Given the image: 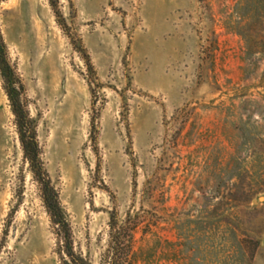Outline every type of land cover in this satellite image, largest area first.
<instances>
[{
	"label": "rangeland",
	"instance_id": "rangeland-1",
	"mask_svg": "<svg viewBox=\"0 0 264 264\" xmlns=\"http://www.w3.org/2000/svg\"><path fill=\"white\" fill-rule=\"evenodd\" d=\"M0 34L75 254L264 264V0H1ZM61 244L0 76V264Z\"/></svg>",
	"mask_w": 264,
	"mask_h": 264
},
{
	"label": "trees",
	"instance_id": "trees-1",
	"mask_svg": "<svg viewBox=\"0 0 264 264\" xmlns=\"http://www.w3.org/2000/svg\"><path fill=\"white\" fill-rule=\"evenodd\" d=\"M1 1V0H0ZM54 8L55 2L51 1ZM56 17H60L55 10ZM0 76L4 83V89L10 104L14 123L18 134V140L22 151V156L28 164V168L40 184L41 198L44 207L51 219V222L61 236V247L64 255L68 260H64V264H90L87 260L75 254L72 250V243L67 222L57 200L56 192L50 184V181L43 169L40 159V149L36 139L35 129L32 120L29 118L23 101L21 100L22 85L8 61L5 44L0 34ZM130 241L124 238L122 231H118L116 235L110 236V245L107 250V264H131L129 260ZM107 257V256H106Z\"/></svg>",
	"mask_w": 264,
	"mask_h": 264
}]
</instances>
